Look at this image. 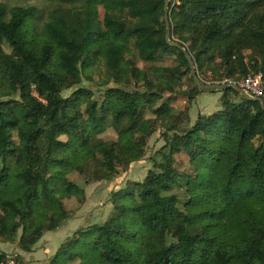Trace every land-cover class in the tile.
<instances>
[{"label": "trees", "instance_id": "obj_1", "mask_svg": "<svg viewBox=\"0 0 264 264\" xmlns=\"http://www.w3.org/2000/svg\"><path fill=\"white\" fill-rule=\"evenodd\" d=\"M16 1L0 2V241L30 252L70 218L65 198L84 199L70 173L111 180L159 129L145 177L112 190L107 218L73 231L49 264H264V108L211 89L219 108L190 123L160 100L201 92L165 40V4L169 39L203 83L261 74L264 97V0ZM164 57L177 63L153 65ZM102 67L114 86L80 85ZM109 126L129 140L102 138ZM9 258L0 252V264Z\"/></svg>", "mask_w": 264, "mask_h": 264}, {"label": "rangeland", "instance_id": "obj_2", "mask_svg": "<svg viewBox=\"0 0 264 264\" xmlns=\"http://www.w3.org/2000/svg\"><path fill=\"white\" fill-rule=\"evenodd\" d=\"M0 2H4L8 5L18 3L16 0H0ZM19 3L25 4L23 2ZM30 3L31 2H28V4ZM36 3L38 7L42 9L46 7L47 9L45 2L42 0L36 1L35 5ZM121 20L124 23H132L135 18L126 11L123 12ZM136 63L142 69H146L149 66V64H145L141 60H136ZM176 63L177 62L173 60L172 57H164L161 61L153 63V65H174ZM103 69L102 67V69L99 70H92L90 72L91 78L82 76L80 85L98 91H102V89L106 87L114 86L115 84L102 72ZM149 71L152 70L149 69ZM74 88L76 87L64 90L62 95H69ZM189 88H191V81L188 76H185L180 85V91L183 92ZM162 96L160 100H168V103L175 109L184 110L190 123L195 120L198 113L210 114L219 108V92L210 93L207 92V90H201L192 100L181 94L174 95L167 92H163ZM141 99L143 101H149L151 97L142 96ZM159 102L160 101L157 103ZM10 109H12V107H10ZM146 116H151V114L147 113ZM131 134V131H117L116 128L109 126L101 134V137L104 139H115L118 137L120 141L124 142L129 140ZM163 144L164 140L160 130L156 129L147 140L144 156L140 160L132 162L126 169L120 168L118 174L111 180L85 182L77 172L70 173L68 178L78 184V192L81 191L84 193L82 202L79 203L75 197L65 198L63 200L64 204L72 213L70 218L66 219L56 230L44 232L30 252H24L19 249L17 245L18 238L12 242L0 241V252H5L8 256H11L6 264H49L59 244L71 235L73 231L88 224L100 223L107 218L110 209L108 204L109 193L112 190L124 187L129 181H141L151 166L149 157H151ZM19 234L20 232H18V236ZM12 256L18 257V262H16Z\"/></svg>", "mask_w": 264, "mask_h": 264}, {"label": "water", "instance_id": "obj_3", "mask_svg": "<svg viewBox=\"0 0 264 264\" xmlns=\"http://www.w3.org/2000/svg\"><path fill=\"white\" fill-rule=\"evenodd\" d=\"M165 2H167V0H165ZM164 24H165V40H166V42L168 44L173 45L176 48H179L180 50H182L186 60L189 63L190 72H191L192 78L194 80V83L200 90H211V89L221 90V89H224V88H227V87H232V88L236 89L242 96H244V97H246L248 99L257 100L261 104V106L264 108V99L263 98L249 95L237 83H224V84L213 83V84H206V83H203L199 79L198 75L196 74V69H195V66L193 64L191 56L188 54V52L179 43L171 41L169 39L170 34H171V28H170V22H169V17H168V9H167V5L166 4L164 6Z\"/></svg>", "mask_w": 264, "mask_h": 264}, {"label": "built area", "instance_id": "obj_4", "mask_svg": "<svg viewBox=\"0 0 264 264\" xmlns=\"http://www.w3.org/2000/svg\"><path fill=\"white\" fill-rule=\"evenodd\" d=\"M261 74L249 75L238 85L244 89L249 95L263 98ZM225 83H235L231 80H225Z\"/></svg>", "mask_w": 264, "mask_h": 264}]
</instances>
